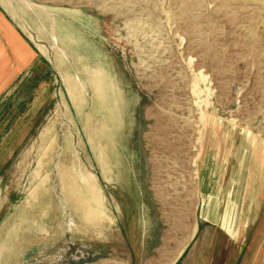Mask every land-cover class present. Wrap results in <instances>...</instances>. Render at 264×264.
<instances>
[{
  "label": "rangeland",
  "instance_id": "obj_1",
  "mask_svg": "<svg viewBox=\"0 0 264 264\" xmlns=\"http://www.w3.org/2000/svg\"><path fill=\"white\" fill-rule=\"evenodd\" d=\"M0 9L59 69L74 48L59 38L62 20L101 53L126 102L123 125L102 134L90 86L76 109L43 59L30 88L2 96L0 264H264V0H0ZM239 129L258 144L242 172ZM58 167L91 175L94 220L84 201L64 199Z\"/></svg>",
  "mask_w": 264,
  "mask_h": 264
},
{
  "label": "bare ground",
  "instance_id": "obj_2",
  "mask_svg": "<svg viewBox=\"0 0 264 264\" xmlns=\"http://www.w3.org/2000/svg\"><path fill=\"white\" fill-rule=\"evenodd\" d=\"M42 8L45 10H48L44 7H42ZM58 21L60 22L59 25L62 26V30H63V33L61 32V34H58L60 40L63 43H65L66 45H68L67 43H73V45H74L72 56L65 54V61L66 62H64L61 58L62 64L64 67H62V69H59V70H60V73L62 76V81L66 84L67 87L71 86L72 95L77 98V106L75 108L76 109L77 108L80 109V107L83 108V105L86 103V101L84 100V96H86V90H87L86 85L88 84L92 90L91 105L93 107V110L91 111V113H92V115H94V114L97 115V113H98V114L103 116L100 119V121H101L100 130H101L102 134H103V131H107L108 128L121 127L123 125L122 107H123L124 103L126 105V102H125V99L121 95L118 94V92H117L118 88H115V86H114V88H115L114 89L113 86H111L109 84L108 81H111V76L108 75L109 69H108L105 61L101 60L102 59L101 53L92 44H90L88 42H84V40L81 39L80 35L77 32H75L74 30H70L67 25H65L64 23L61 22L62 20H58ZM28 35H30V37L32 39H34V36L31 33H28ZM68 65H70V67ZM74 65L77 68V70H80L81 72L86 73L87 78H84L79 73H77L75 71L76 69H75ZM95 65L97 66L96 68H94ZM94 110H97V112H95ZM201 117L203 119L204 115H202ZM203 126H204V123H203ZM205 127L206 128L209 127V121L208 120L205 122ZM48 130L49 129L45 128L40 133V138H41L42 142L45 141L46 134H47ZM211 132L214 133V135H213L214 137H218V134H219L218 126L215 128L209 127L208 134H210ZM220 132H222V131H220ZM234 133L237 134L236 138H235V143L240 144L241 152H243V150L244 151L247 150L246 155L242 156L240 158L241 164H243V166H244L241 169V172H242L245 169L246 160L249 157V151L255 145L258 146V144L256 143L254 136L249 131L247 132L244 129L243 130L239 129L238 131H234ZM226 138H228V137L226 136ZM210 143H214V141L211 140ZM242 144H244V145H242ZM242 146H244V147H242ZM31 147H30V149H31ZM242 148H244V149L242 150ZM262 151H263L262 153L264 154V147L262 148ZM36 160H38V159H36ZM47 160H49V158ZM60 165H61V163H60ZM41 170L42 169H40V171ZM74 171L72 172V168H66V170H63V168H62V170H60L58 167V179H59V182H60L61 187H62L61 190H62L63 194L71 192L70 193L71 197L67 196V198L66 197L64 198L66 201H68L69 199L74 200L76 198L77 199L79 198L85 202L84 204H78V206L79 205L81 206V207H79V209H80L82 215L84 216V218L89 223L90 220H94L96 218V217H93V215L96 214L95 211L91 210L93 206L90 207V205H95V201L93 200V196H92L93 194L91 193V188H90V183H92L90 180H92V178L90 177L91 175L90 176L89 175H82V174H79L78 172L76 173ZM252 175H253V173H251L250 177H252ZM91 185L93 186V184H91ZM242 188H243V186H241L239 188L240 190L238 191V195H239L240 199H241V195L243 192ZM84 189H86V191L89 193V196H86V194H84V192L82 194V191H84ZM92 189H94V187ZM36 195L37 194H34V192H33V196L35 197ZM79 195H81V196H79ZM86 204L89 205V207L87 209H86ZM84 209H86V210H84ZM40 211H42V210H40ZM71 224L73 225V223H71ZM15 232H16V230H15ZM180 253H181V251H180Z\"/></svg>",
  "mask_w": 264,
  "mask_h": 264
},
{
  "label": "crops",
  "instance_id": "obj_3",
  "mask_svg": "<svg viewBox=\"0 0 264 264\" xmlns=\"http://www.w3.org/2000/svg\"><path fill=\"white\" fill-rule=\"evenodd\" d=\"M79 17L81 19V16ZM80 19L78 18V20ZM72 21L80 25L77 21ZM26 28L30 32L27 25ZM89 36L87 35V37ZM89 38L91 39V37ZM91 40L93 41V39ZM46 51V55L42 54L34 42L27 36L25 30L15 20H11V18L6 16L0 9V99L10 89L8 97L11 98L10 95L14 94L18 89L30 88L34 84V78L36 77L33 67L38 65L40 59L46 60L49 64H53L54 62L57 75L62 81L59 65L57 68L56 60H52L50 50L46 48ZM21 91L23 90H19L17 93ZM27 93H30V90Z\"/></svg>",
  "mask_w": 264,
  "mask_h": 264
}]
</instances>
